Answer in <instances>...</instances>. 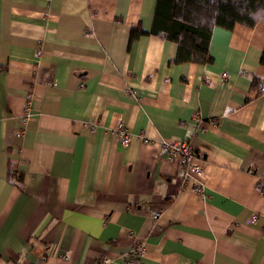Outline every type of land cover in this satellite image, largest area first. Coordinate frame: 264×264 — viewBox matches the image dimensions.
Here are the masks:
<instances>
[{"label": "crops", "instance_id": "0c3cea01", "mask_svg": "<svg viewBox=\"0 0 264 264\" xmlns=\"http://www.w3.org/2000/svg\"><path fill=\"white\" fill-rule=\"evenodd\" d=\"M156 1L0 0V264H124L136 240L137 264H264V24L175 63L174 42L131 40ZM184 139L187 183L161 145Z\"/></svg>", "mask_w": 264, "mask_h": 264}, {"label": "trees", "instance_id": "16d2710c", "mask_svg": "<svg viewBox=\"0 0 264 264\" xmlns=\"http://www.w3.org/2000/svg\"><path fill=\"white\" fill-rule=\"evenodd\" d=\"M264 24V0H157L149 33L135 27L131 40L153 34L177 44L175 63L211 64L214 28ZM264 66V49L260 59Z\"/></svg>", "mask_w": 264, "mask_h": 264}, {"label": "built area", "instance_id": "2783aa9c", "mask_svg": "<svg viewBox=\"0 0 264 264\" xmlns=\"http://www.w3.org/2000/svg\"><path fill=\"white\" fill-rule=\"evenodd\" d=\"M224 77H227V75L224 74ZM81 87H84V84H82ZM259 90L264 93V84L259 85ZM28 109L29 105L27 106V110ZM194 120L199 124L203 123L198 114L194 117ZM212 123L215 124V122ZM86 127L95 130L96 124H86ZM119 138L120 140H123V143L126 145L131 142L132 134L127 128L123 130L121 137ZM145 142L149 143L147 140H145ZM161 145L165 157L170 161L176 162L180 166V176L185 183L189 182L193 176H200L203 173V157L195 152L189 140H162ZM195 191L199 194L205 193L204 188L200 184H196ZM151 215L154 220H158L161 216V212L152 211ZM253 220L256 221L257 216L254 215ZM144 249L143 244H136L126 257L124 264H137L138 261L143 258Z\"/></svg>", "mask_w": 264, "mask_h": 264}, {"label": "rangeland", "instance_id": "374dc122", "mask_svg": "<svg viewBox=\"0 0 264 264\" xmlns=\"http://www.w3.org/2000/svg\"><path fill=\"white\" fill-rule=\"evenodd\" d=\"M42 50H38L37 51V56L38 57H40L41 55H42ZM1 67H0V71H1ZM260 84H263V83H260ZM259 84V85H260ZM82 85V84H81ZM84 87H85V84H84ZM258 88H259V86H258ZM261 92V91H260ZM128 93H130V94H132V95H136V92H135V90L134 89H131V90H128ZM28 106V105H27ZM27 106H26V108L24 109V113L26 114V120L25 121H27V119H28V115H29V112H30V107H29V109L27 110ZM89 124H91V123H89ZM96 124V123H95ZM97 125V124H96ZM120 125V126H119ZM85 126H86V124H85ZM88 128V127H87ZM128 128V130H129V132L131 133V131H130V129H129V127L127 126V124L125 123V122H120L118 125H117V127L114 129V130H112V136L114 137V138H116L117 140H118V142H119V144L123 147V148H127V147H129L130 145H131V143H132V141H133V134H132V140H131V142L130 143H128V144H124L123 143V140H120V138L119 137H121V134H122V132H123V130L124 129H127ZM144 140H147L148 142H150V140H148V139H144ZM201 155V154H200ZM202 160H203V158H202ZM174 162V161H173ZM152 211H160V210H152ZM152 211L150 212V214L152 213ZM161 212V211H160ZM152 216V215H151ZM153 218V217H152ZM160 218V217H159ZM138 243H141V244H143L144 245V248H145V244H144V242H142V241H138V240H136V243L134 244V246L136 245V244H138ZM146 255V248L144 249V253H143V256L142 257H144ZM126 261V260H125Z\"/></svg>", "mask_w": 264, "mask_h": 264}]
</instances>
